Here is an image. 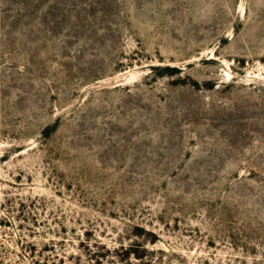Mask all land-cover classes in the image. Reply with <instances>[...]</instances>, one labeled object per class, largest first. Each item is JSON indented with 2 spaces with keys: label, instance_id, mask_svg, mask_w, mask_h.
<instances>
[{
  "label": "rangeland",
  "instance_id": "1",
  "mask_svg": "<svg viewBox=\"0 0 264 264\" xmlns=\"http://www.w3.org/2000/svg\"><path fill=\"white\" fill-rule=\"evenodd\" d=\"M0 264H264V0H0Z\"/></svg>",
  "mask_w": 264,
  "mask_h": 264
}]
</instances>
